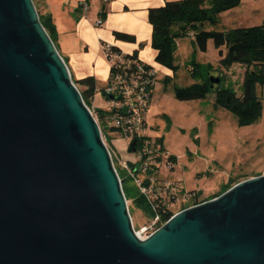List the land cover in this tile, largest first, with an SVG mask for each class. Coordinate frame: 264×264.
I'll return each mask as SVG.
<instances>
[{"label":"water","instance_id":"1","mask_svg":"<svg viewBox=\"0 0 264 264\" xmlns=\"http://www.w3.org/2000/svg\"><path fill=\"white\" fill-rule=\"evenodd\" d=\"M123 184L33 0H0V264H264V175L147 239Z\"/></svg>","mask_w":264,"mask_h":264},{"label":"rangeland","instance_id":"2","mask_svg":"<svg viewBox=\"0 0 264 264\" xmlns=\"http://www.w3.org/2000/svg\"><path fill=\"white\" fill-rule=\"evenodd\" d=\"M263 18L264 0H243L239 8L220 16L216 27L207 26V29L227 31L253 27L260 25ZM195 50V34L190 32L179 41L175 53L178 70L171 71L162 66L161 69L168 70L167 74L161 69L155 70L156 83L147 113V126L142 134L152 140L162 138L165 151L161 158V177L189 193L185 201L182 199L173 208L177 213L194 206L192 199L196 193L200 194L199 201L219 194L230 178L241 183L264 175V89L258 88L262 115L250 125H240L233 114L216 106L214 91L203 100L179 101L175 97L176 88L202 82L206 66L212 67L211 78L219 79L221 73L219 87L233 89L239 96L242 94L244 67L234 65L223 69L213 42H209L206 53ZM102 98L106 103V98ZM103 111L107 113L106 106ZM100 125L105 130V123ZM110 139L118 152L129 150L130 143L118 133L111 132ZM114 147L109 145L119 177L126 180L123 190L133 229L137 235L144 236L142 232L152 227V219L137 204L139 191L134 180L126 177ZM123 159L131 162L133 155L128 160Z\"/></svg>","mask_w":264,"mask_h":264},{"label":"trees","instance_id":"3","mask_svg":"<svg viewBox=\"0 0 264 264\" xmlns=\"http://www.w3.org/2000/svg\"><path fill=\"white\" fill-rule=\"evenodd\" d=\"M242 1L182 0L168 2L160 8L150 9L148 18L152 27L151 46L157 53L155 61L160 66L171 71L178 70L175 55L178 42L187 37L190 32H193L195 34V51L206 53L209 42H213L215 49L219 52V64L223 69H230L234 65H240L245 68L242 94L240 96L233 89L219 87L220 83L212 87L210 81L212 67L206 66L204 68L206 73L203 81L185 88H176L175 97L179 101L203 100L211 91H214L216 106L233 114L240 125H250L262 115V102L258 95V88L264 89V22L253 27H240L227 31L207 29V26L216 27L220 22V16L223 13L239 8ZM37 12L42 26L54 42V28L49 20H43L38 9ZM115 38L126 43L136 42L134 36L122 33H116ZM107 52L109 60L112 55L120 56L123 59L135 60L147 69H153L140 62L137 53L126 55L114 47L108 48ZM110 73L109 83L111 82V77L116 73V68L111 67ZM219 75L221 82V73ZM75 85L80 90L83 101L90 108V100L96 92L94 79L86 78L75 82ZM80 87H85V90H81ZM101 91L104 93L105 89ZM95 117L98 119L99 125L101 122L106 125L105 120L108 117L106 112L103 110L97 111L95 112ZM101 130L103 134L109 133L107 126L105 130L102 128ZM159 142L163 144L162 138L159 139ZM259 176L261 175L256 177ZM122 180L126 184V180ZM235 182L236 179L230 178L228 184L222 187V191L219 194L213 195L210 199L204 201H199L200 194L196 193L192 199L193 205L196 206L219 197L239 183ZM136 197L139 207L147 214L153 215L151 206L146 198L140 193ZM160 208L162 223H165L173 216V213L163 204L160 205Z\"/></svg>","mask_w":264,"mask_h":264},{"label":"crops","instance_id":"4","mask_svg":"<svg viewBox=\"0 0 264 264\" xmlns=\"http://www.w3.org/2000/svg\"><path fill=\"white\" fill-rule=\"evenodd\" d=\"M177 1L182 0H33L43 20H49L54 28L55 47L73 82L94 79L96 92L90 100V109L96 112L106 106L101 90L108 85L111 74L107 49L114 47L126 55L137 53L140 62L154 70L161 69L151 46L148 14L152 8ZM98 20H102L101 26L96 25ZM116 33L134 36L136 42L118 41ZM161 70L168 73L165 68ZM80 89L85 90V87ZM115 150L120 162L132 155L129 150L124 153Z\"/></svg>","mask_w":264,"mask_h":264},{"label":"built area","instance_id":"5","mask_svg":"<svg viewBox=\"0 0 264 264\" xmlns=\"http://www.w3.org/2000/svg\"><path fill=\"white\" fill-rule=\"evenodd\" d=\"M102 23V20H98L96 25L101 26ZM109 63L111 67L116 68L111 82L102 93L106 98L108 117L105 122L109 133L103 134L95 112L90 110L100 127L102 139L108 149L109 145L114 147L110 139L111 132L118 133L130 143V146L133 141H137L136 150L131 152L133 161H121V166L126 172V177L134 180L139 193L151 206L153 215L149 216L152 219V227L143 230L144 236L137 235L140 239H147L178 214L173 211V208L182 199L185 201L189 193L182 191L178 184L168 182L161 177V158L165 148L159 139L152 140L142 135L147 126V113L156 83L155 70L147 69L135 60L123 59L115 55L110 57ZM110 96H114L115 99H109ZM167 167L169 168V164ZM138 175L141 177L139 178ZM161 204L167 206V209L173 213V216L165 223H162L159 212Z\"/></svg>","mask_w":264,"mask_h":264}]
</instances>
